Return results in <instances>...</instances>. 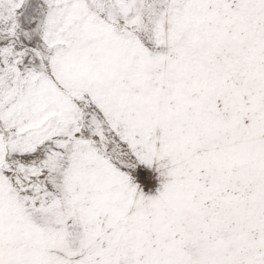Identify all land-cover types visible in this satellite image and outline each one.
Returning <instances> with one entry per match:
<instances>
[{"label":"snow or ice","instance_id":"snow-or-ice-1","mask_svg":"<svg viewBox=\"0 0 264 264\" xmlns=\"http://www.w3.org/2000/svg\"><path fill=\"white\" fill-rule=\"evenodd\" d=\"M0 264H264V0H0Z\"/></svg>","mask_w":264,"mask_h":264}]
</instances>
